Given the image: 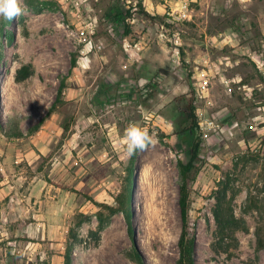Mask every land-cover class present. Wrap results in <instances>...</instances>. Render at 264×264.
Returning <instances> with one entry per match:
<instances>
[{"label":"rangeland","instance_id":"1","mask_svg":"<svg viewBox=\"0 0 264 264\" xmlns=\"http://www.w3.org/2000/svg\"><path fill=\"white\" fill-rule=\"evenodd\" d=\"M162 3L18 0L0 18V264H175L194 140L195 264H264V0H193L174 21ZM132 123L155 142L129 156ZM225 203L242 222L222 239Z\"/></svg>","mask_w":264,"mask_h":264},{"label":"trees","instance_id":"2","mask_svg":"<svg viewBox=\"0 0 264 264\" xmlns=\"http://www.w3.org/2000/svg\"><path fill=\"white\" fill-rule=\"evenodd\" d=\"M24 70H26L24 68ZM18 79H23L26 77V74L23 73ZM191 97L187 100V105L185 108V112L189 119V125L186 130L189 131H197L198 130V120H197V112L195 99L193 97V91L191 92ZM200 148V141L194 140L191 145V151L188 160L185 163H180V171L182 175V181L179 185V196H178V206H179V214H180V233L177 240L178 246V257L175 264H195L194 259V250L196 243L195 232L190 227L188 221V188H187V180L186 175L191 169L194 167V161L197 158V154ZM130 184L126 185V189L124 193L120 197V203L122 204L127 217L130 216L129 206L131 204L130 200ZM215 221L217 223L218 234L220 238L224 239L225 237H232L233 231L239 227H241V220L235 218L233 212L228 205L225 203L224 205L219 204L214 211ZM256 246L257 248L264 247V224L260 225L256 229ZM63 264H70L69 254L66 252L63 255Z\"/></svg>","mask_w":264,"mask_h":264},{"label":"clouds","instance_id":"3","mask_svg":"<svg viewBox=\"0 0 264 264\" xmlns=\"http://www.w3.org/2000/svg\"><path fill=\"white\" fill-rule=\"evenodd\" d=\"M23 12L24 10L19 7L18 0H0V18L11 20ZM154 142L147 130L141 129L135 123L130 124L125 131L126 152L129 156L137 150H144L146 146L152 145Z\"/></svg>","mask_w":264,"mask_h":264},{"label":"built area","instance_id":"4","mask_svg":"<svg viewBox=\"0 0 264 264\" xmlns=\"http://www.w3.org/2000/svg\"><path fill=\"white\" fill-rule=\"evenodd\" d=\"M193 0H163V8L167 10V14L171 21L181 20L187 16L190 3ZM147 90V86L142 87Z\"/></svg>","mask_w":264,"mask_h":264}]
</instances>
